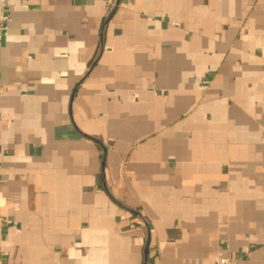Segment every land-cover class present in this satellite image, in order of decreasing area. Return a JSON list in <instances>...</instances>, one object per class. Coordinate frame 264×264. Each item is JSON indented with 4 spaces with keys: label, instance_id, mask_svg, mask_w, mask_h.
I'll return each instance as SVG.
<instances>
[{
    "label": "crops",
    "instance_id": "1",
    "mask_svg": "<svg viewBox=\"0 0 264 264\" xmlns=\"http://www.w3.org/2000/svg\"><path fill=\"white\" fill-rule=\"evenodd\" d=\"M10 0L0 264H264V0Z\"/></svg>",
    "mask_w": 264,
    "mask_h": 264
},
{
    "label": "built area",
    "instance_id": "2",
    "mask_svg": "<svg viewBox=\"0 0 264 264\" xmlns=\"http://www.w3.org/2000/svg\"><path fill=\"white\" fill-rule=\"evenodd\" d=\"M10 0H0V25H4L7 20L8 3ZM113 0H110V4ZM216 264H237L235 260L228 257H221Z\"/></svg>",
    "mask_w": 264,
    "mask_h": 264
}]
</instances>
